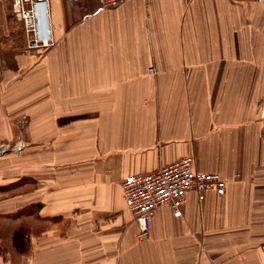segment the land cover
Segmentation results:
<instances>
[{"label": "crops", "instance_id": "1", "mask_svg": "<svg viewBox=\"0 0 264 264\" xmlns=\"http://www.w3.org/2000/svg\"><path fill=\"white\" fill-rule=\"evenodd\" d=\"M48 12L30 49L0 0V146L25 142L0 155V264H264V3ZM187 155L224 193L189 190L139 239L121 181Z\"/></svg>", "mask_w": 264, "mask_h": 264}, {"label": "built area", "instance_id": "2", "mask_svg": "<svg viewBox=\"0 0 264 264\" xmlns=\"http://www.w3.org/2000/svg\"><path fill=\"white\" fill-rule=\"evenodd\" d=\"M121 1L97 0L101 9L112 8ZM257 1L264 3V0ZM11 7L14 17L22 24L27 48L46 47L51 43L48 0H11ZM194 162V156H183L151 172L127 175L121 181L124 201L138 226L139 239L148 234L152 214L158 207L168 206L179 216L189 190L198 192L199 197L205 190L224 193L226 180L216 172L195 170Z\"/></svg>", "mask_w": 264, "mask_h": 264}, {"label": "rangeland", "instance_id": "3", "mask_svg": "<svg viewBox=\"0 0 264 264\" xmlns=\"http://www.w3.org/2000/svg\"><path fill=\"white\" fill-rule=\"evenodd\" d=\"M152 69V70H151ZM150 70L152 71V72H154V69H153V67L152 68H150ZM24 144L25 142L23 141H21V140H15V141H13V142H8V143H3V144H1V145H4V146H0V148H3L4 149V151H3V153H1V154H4V153H10V152H12V151H14L15 153H17L19 150H20V147H21V144ZM0 154V155H1ZM234 174H237V177H239V173L238 172H235ZM113 263V262H112Z\"/></svg>", "mask_w": 264, "mask_h": 264}, {"label": "water", "instance_id": "4", "mask_svg": "<svg viewBox=\"0 0 264 264\" xmlns=\"http://www.w3.org/2000/svg\"><path fill=\"white\" fill-rule=\"evenodd\" d=\"M263 112H264V108H263ZM4 149L0 148V154L3 153Z\"/></svg>", "mask_w": 264, "mask_h": 264}, {"label": "bare ground", "instance_id": "5", "mask_svg": "<svg viewBox=\"0 0 264 264\" xmlns=\"http://www.w3.org/2000/svg\"><path fill=\"white\" fill-rule=\"evenodd\" d=\"M258 2V1H257Z\"/></svg>", "mask_w": 264, "mask_h": 264}]
</instances>
